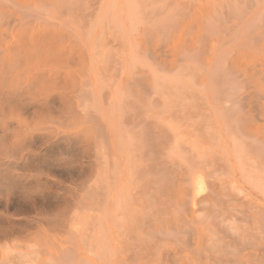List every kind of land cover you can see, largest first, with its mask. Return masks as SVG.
I'll list each match as a JSON object with an SVG mask.
<instances>
[{"label":"rangeland","instance_id":"obj_1","mask_svg":"<svg viewBox=\"0 0 264 264\" xmlns=\"http://www.w3.org/2000/svg\"><path fill=\"white\" fill-rule=\"evenodd\" d=\"M36 4L44 11L37 9ZM16 6L26 10L23 12H27L26 7L32 9L28 12H33V7H36L37 11L45 12V16L49 12L53 16L55 13L62 14L63 19L73 18L70 20L72 23L64 20L65 24L63 19L55 16L68 27L76 22L80 31L75 29V25H72L75 29L72 30L81 32V37L78 31L72 34L69 27L71 39H75L74 34L78 35L74 42L84 47L92 66L94 61L89 59L90 55L95 60L91 70L96 68L98 75L94 70L90 72L101 82L99 87L112 92L119 88L116 92L119 102L115 103L119 106L112 103L107 107L105 105L107 110H112L111 116L115 106L117 111L122 108L124 98L119 94L125 95L124 91H120L124 87L121 81L125 76L134 79L137 73L140 79L154 83L155 87L150 85L153 90H149V96L152 95L153 99L147 97L150 100L147 107L153 121L159 117L158 122L164 120L167 123L164 125H169L166 127L171 135L167 155L171 154V157L167 159L170 168H173V175L169 177L170 193L166 211L170 221L162 234L154 231L144 236L146 233L143 235L140 234L143 231L137 230V222L141 221L138 213L141 205L134 206L133 203L137 199L138 190L135 189L141 188L139 184V188L134 186L137 183L134 180L128 198L130 207L127 204L119 211L123 217L119 212L118 217L112 216V222L115 225L119 223L116 225L119 230L112 223L115 229L112 236L105 233L104 219L102 222L100 219L103 217L99 218L104 211L100 207L97 212L91 211L92 217L85 214V225L80 221L81 215L80 219L77 216V220L71 218L70 222L83 224L79 227L82 237L41 236L42 232L38 233L40 236H0V264H264V155L262 158L257 156L255 150L261 141L259 136L264 133V0H0V12H17V9L13 10ZM21 9L19 12H22ZM1 24L0 48L11 40L10 28H5V23ZM66 26L64 29L68 28ZM28 32L22 36L24 42L40 43L39 33L32 35ZM147 47L148 50L150 47V52L145 53L149 52V56L142 52ZM87 49L91 51L88 53ZM138 77H135L137 81ZM111 85H115V88H111ZM160 94H163V98ZM119 98L122 99L121 104ZM109 105L110 108L114 106V110L108 108ZM154 115L158 117L152 118ZM241 124L254 130L251 136V133L249 137L240 134ZM255 134L256 139L252 137ZM263 144L260 145L264 147ZM144 163L146 161L141 162ZM179 169L182 171L179 172ZM177 175L183 177L184 182H180ZM197 179L203 184L196 186ZM183 185H189L187 201H182L179 196ZM211 185L212 188L209 187ZM131 191L136 192L135 195ZM61 193L53 188L49 195L45 193L48 201L40 200L42 203H39L38 200L35 203L37 206L22 202L19 211L31 215V219L34 216L45 217L49 212L50 215L57 214L59 209L60 212L64 209V205L60 206L63 204ZM175 202L179 204L175 205ZM40 205L42 209L38 208ZM128 211L132 212L129 214ZM132 213H135L136 219ZM94 215L97 217L94 218ZM125 215L131 219V224ZM119 217L125 219H122L123 226ZM183 218L185 220L181 221ZM82 227L86 228L83 230ZM132 230L134 232L131 233L136 236H131ZM106 246H111V252ZM63 257H66L65 260Z\"/></svg>","mask_w":264,"mask_h":264},{"label":"bare ground","instance_id":"obj_2","mask_svg":"<svg viewBox=\"0 0 264 264\" xmlns=\"http://www.w3.org/2000/svg\"><path fill=\"white\" fill-rule=\"evenodd\" d=\"M10 6L12 7V5ZM13 7H15V5ZM18 7L21 9L20 6ZM18 7L13 9L15 11L17 9V12H0V23H5V28H10L11 32V40H9V43L0 48V236H40L39 234L42 232L41 236L82 237V235H80L82 230H80L79 227L81 228L83 224L85 225L87 223V221L83 219L85 214L86 216L87 214H91L92 217L91 211L97 212L100 210V207L104 211L99 218H101V216L103 217L100 219L102 222L104 219L105 233L107 236H112L113 230H115L112 226L114 225L115 227L119 224L116 222L115 225V223L112 222V216L118 217L117 212L129 204L128 198L130 197V190L132 189V184L136 181L137 183L135 184L137 185L134 184V186H138L139 188L140 185L141 188L135 189L138 190L137 193L133 191L134 195L135 193L137 194L138 200L136 198L134 199L132 195V199L137 202H134L133 205H141L138 212L140 213L139 216L141 215V221L139 220L140 222H137V230L143 231H140V234L143 233L144 235V233H146L144 236L147 234L150 235L154 231L162 234V232L168 228L169 219L166 211L170 193L169 180L171 181V179L169 177L173 175V173H171V169L173 168H170L169 160L167 159V157L171 155H167V143L170 132L168 133V128L166 129V127L169 125H164L167 124L164 120V123L163 121L158 122L160 121L158 120L159 117H155V115L152 116V118L158 117V121L156 119V121H153L147 107V103L153 99L152 95L149 96V90H153L151 87L154 83L151 84L147 79H140L137 73L135 77H138V81L134 76V79L125 76L127 79L124 78V80L121 81V86L123 85L124 89H120V91H124L123 93H125V95L121 96V94H119L121 98H124L121 105L122 108L119 107L121 110L119 109L120 111H117L118 109L116 106H113L115 108L114 110V108H110L109 105L108 108L114 110V114L111 116L110 113L112 112L110 111L112 110H107L105 105L106 107L111 103L117 105L115 103L116 101L119 102V100H117L116 92L119 88L116 87L117 91L112 92L109 91L108 88L102 90L99 87L101 82H98L96 80V75L93 76L90 72L91 67L95 66V60L91 59L92 55H90L89 59L92 62L94 61L92 66L88 60V55H86L84 47L74 42L77 38L76 36H78H75V32L79 30L77 24L75 25L76 22L72 25L76 26L75 29L77 28V31L74 32L73 30L75 29L72 28V25L71 27L69 26L71 28L70 30L73 29L71 33H75V39L72 37V40L68 25L66 26L64 23L57 20L58 18L59 20L63 19L61 18L62 16H60L62 14L56 15L55 13V16L58 17L56 18L53 16L54 14L51 15L52 13L50 14L47 12L49 15L45 16L43 15L45 14V12H43L44 9L37 7V4V9L41 8L43 11H37L36 7H33L36 13L34 11L28 12L32 9L29 10V7H26L28 9L27 12H23V10L26 11L25 9H21L22 12H19L20 10ZM63 15H65V13ZM64 18L63 21L67 19L66 17ZM71 19H67L68 23H72L70 21ZM65 26L68 28L64 29ZM27 31L32 35L39 33L40 43L31 42L27 44L24 42L22 36H24ZM79 31L78 34L81 33ZM76 42H80V40ZM157 48L158 47H156V49ZM145 49L146 50L142 52L145 53L149 51L150 47L149 50L148 47ZM89 50L91 51V49ZM89 50L87 51L88 53ZM157 50L159 52V48ZM149 52L148 54H150ZM188 56H190L189 53ZM163 60L161 61L163 62ZM95 69L91 71L94 70L93 72H96ZM95 74H97V72ZM144 74L146 76L148 75V73ZM140 76L143 77L144 75L142 76V74H140ZM242 79L245 78L242 77ZM151 80H153V78ZM112 87L115 88V85H111V88ZM153 87L155 86L153 85ZM120 91L119 93H122ZM148 96L150 100L147 99ZM161 97L163 98V94ZM121 98H119V104H121ZM163 101H165V99ZM161 104L164 105V103ZM157 105L160 106V104ZM162 107L164 108V106ZM162 107L161 109L163 110ZM241 125H243V127L239 126L241 129L240 134L244 133L248 136V134L251 133V136L254 130H251V127L245 124ZM245 126L248 128H245ZM256 131L259 132V129H256ZM261 132L262 129L260 130V133ZM252 137L256 139L257 134ZM259 138L261 141L259 139L257 140L258 142L260 141V143L255 150H257L259 154H257V156L262 158L264 155V147L260 144L264 143V133H262ZM237 140H239V138ZM174 151L172 152L174 153ZM182 151L183 150H181V153ZM143 161H146V163L141 164ZM195 169L197 168L195 167ZM181 171L179 169V172ZM179 176L177 175L176 177ZM181 176H183V174H181ZM186 179L189 178L187 177ZM178 180L182 182L183 177H179ZM198 181H195L196 186L203 184L201 180L200 182ZM185 182L187 181L185 180ZM152 183H157V185H152ZM187 186L188 187H182L180 190L181 195H179L180 193L178 194L182 198V201H187L186 198H189V196L186 197L189 194V185ZM209 187L212 188V185ZM53 188L62 191L60 194L61 198L58 196L63 203L62 205L58 204L62 207L64 205V209H61V212L59 209V213L57 214L50 215L49 212L48 214L46 213L47 216L45 217L34 216L33 219H31V215L28 216L29 214L26 215L19 211L22 202L26 204L27 201L35 206L38 200L39 203L45 200L48 201L47 197L49 191ZM45 193H48V195ZM204 197L207 196L204 195ZM213 199L215 201V197H213ZM40 200H42V202H40ZM221 201H224V199H221ZM216 202L217 201H215V203ZM177 204L179 203L175 205ZM175 205L172 206L175 207ZM213 205L215 206V204ZM41 207L40 205L38 208L42 209ZM43 207L45 206L43 205ZM10 209H12V211ZM130 209H132V207ZM89 210L91 213H88ZM176 210H179V208ZM197 211L199 210L197 209ZM130 212L132 211H128L127 213L130 214ZM119 213L121 214V212ZM80 215L82 218L80 221H83V224H79V226L77 225L78 221H76L75 224L73 221L70 222L71 218L73 219L75 217V220H77V216L79 218ZM96 217L94 215V218ZM125 218H127V215H125ZM122 219L120 218L119 221L121 220L123 226V221L125 219H123V221ZM183 220H185V218L181 221ZM127 222L130 223L131 219ZM87 225H89V222ZM130 227L132 228V226ZM135 227H133V230ZM120 228L122 229L121 225ZM128 228L129 227L126 229ZM133 230L130 231V233L134 232ZM91 231L89 232L90 234ZM125 231L121 232L123 233ZM85 232L88 231L85 230ZM126 233L125 235H128ZM173 235L175 236V234ZM131 236H136V234L131 233ZM178 237L179 236H177V238ZM103 238L104 237H102V239ZM83 246L85 245L83 244ZM106 247L108 248V246ZM91 248L90 250H92ZM110 248L111 246L107 249L109 252H111ZM84 249L86 251V248ZM100 249L104 248L100 247ZM124 249L126 250V248ZM72 252L74 251L72 250ZM107 252L106 254L110 256V253L108 254ZM99 253H101V250ZM75 255L76 254H74V256ZM92 255H94V253ZM112 255L114 258V254ZM98 256H100V254ZM71 257L70 254V258ZM65 258L63 260H65ZM54 259L56 260V258ZM173 262H175V260H173Z\"/></svg>","mask_w":264,"mask_h":264}]
</instances>
